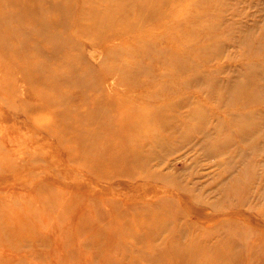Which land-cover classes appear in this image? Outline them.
<instances>
[{
    "label": "rangeland",
    "instance_id": "rangeland-1",
    "mask_svg": "<svg viewBox=\"0 0 264 264\" xmlns=\"http://www.w3.org/2000/svg\"><path fill=\"white\" fill-rule=\"evenodd\" d=\"M164 7L126 36L91 27L105 16L84 19L63 47L72 77L101 89L89 94L135 97L143 117L119 152L95 140L65 153L57 135L49 173L32 167L20 199H7L10 221L20 211L25 225L0 229L3 264H264V0ZM78 82L53 89L52 126L80 110Z\"/></svg>",
    "mask_w": 264,
    "mask_h": 264
},
{
    "label": "bare ground",
    "instance_id": "bare-ground-1",
    "mask_svg": "<svg viewBox=\"0 0 264 264\" xmlns=\"http://www.w3.org/2000/svg\"><path fill=\"white\" fill-rule=\"evenodd\" d=\"M68 1L71 0H0V229L7 232L25 225L20 211L10 212L18 218V224L10 221L7 199H20L22 184L32 167L49 173L54 164L51 144L54 150L58 148L57 135L59 145L66 148L65 153H90L95 140L104 145L108 143L112 151L116 146L119 152L120 146L129 145L143 117L135 97L131 100L130 96L123 95V102L115 103L112 93L104 90L102 95L89 94V91L99 93L101 89L94 81H85L84 72L75 70L76 78L72 77V71L65 68L71 57L64 53L63 47L75 42L84 19L105 16L91 22V27L98 28L106 38L117 32L126 36L128 31L137 28L142 13L149 19L161 17L169 0H94L98 6L108 3L109 10L115 8L116 14L87 8V0L75 1L72 5ZM128 12L133 14L132 18L127 16ZM161 21L156 19L154 27ZM50 39L56 42H48ZM91 43H96L95 39ZM65 79L79 81L76 88L82 105L73 119L58 123L61 126L57 128L51 123L53 89ZM131 89L127 88V92ZM88 96H93L95 106H86ZM81 109L86 113H81ZM36 143L40 144L32 148ZM39 160L44 163L37 165ZM47 179V175L41 179L45 182L38 184L36 191L48 187ZM180 227L183 233L175 236L185 234L187 227ZM5 237L1 235L0 241L4 242ZM8 255L9 251L0 254V264Z\"/></svg>",
    "mask_w": 264,
    "mask_h": 264
}]
</instances>
